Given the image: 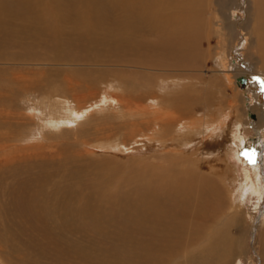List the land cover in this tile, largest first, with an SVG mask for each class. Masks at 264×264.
<instances>
[{"label":"rangeland","instance_id":"obj_1","mask_svg":"<svg viewBox=\"0 0 264 264\" xmlns=\"http://www.w3.org/2000/svg\"><path fill=\"white\" fill-rule=\"evenodd\" d=\"M34 1L0 0V10L6 14L12 34L8 39L0 32V59L22 56L13 59L20 64L6 66L19 70L25 77L15 87V96L0 81V99L6 93L14 96L13 102L0 105V264H127L134 254L135 239L152 252L161 235L169 234L164 229L170 228V221L182 218L177 215L175 204L167 200L163 208H156L166 209L162 220H138L145 207L141 204L143 194L136 191L177 176L185 169H196L212 177L223 200L229 201L227 181H223L227 174V180H233L232 197L241 185L242 195L238 196L239 208L230 206V200L222 205L221 215L234 210L237 214L248 213L259 207L263 212L259 219L264 221V194L255 191L264 187L256 170L260 161L257 135L262 131L233 126V120L224 133L207 137L205 146L197 145L194 154H188L190 163H176L170 157H162L172 152L171 147L148 139L151 130L144 125L145 118L133 114L136 108L130 100L131 66L121 60L111 62L117 48L131 46L132 0H96L100 2L96 4L97 12L85 4L76 7L80 0ZM210 7L213 17L214 6ZM211 35L209 40L200 41L202 55L192 68L198 78L170 77L159 88L162 93L191 84L193 96L206 97L192 112L191 121L195 122L204 117L216 118L222 107L226 110L229 103H239L235 88H242V99L247 93L243 90L246 86L235 87L233 78H225L233 60L223 58L228 53L223 38ZM240 54L235 59L237 66L244 64V54ZM261 76L259 86L263 92ZM51 95L69 99L47 110L49 119L70 118L71 124L61 126L68 129L62 133L61 129L49 126H44L43 131L41 121L29 117L40 110L32 109L33 106L38 107L41 99L47 101ZM77 103L86 108L81 110ZM124 103L129 106L121 108L119 104ZM147 109L141 112L146 113ZM196 142L197 138L191 142L193 147ZM260 170L262 173L263 169ZM100 184L104 188L99 189L103 192L99 195ZM133 195L135 206H141L134 210V219L122 206ZM102 210L108 215L95 225ZM220 213L212 216L205 230L225 237L236 236L232 228L239 227L230 225L227 233ZM246 220L251 222L248 214ZM193 223L200 229L199 221ZM246 228L243 225L239 229L242 238L249 234L251 247L253 235ZM180 245L184 243L180 241ZM186 247L177 248L170 263L163 260L165 253L155 250L154 254L160 259L159 264H193L191 254L195 250H190L191 244ZM252 257L258 261L255 253ZM234 264L248 263L241 258Z\"/></svg>","mask_w":264,"mask_h":264},{"label":"bare ground","instance_id":"obj_2","mask_svg":"<svg viewBox=\"0 0 264 264\" xmlns=\"http://www.w3.org/2000/svg\"><path fill=\"white\" fill-rule=\"evenodd\" d=\"M53 1L60 3L56 0ZM98 3L100 2L96 0H80L76 7H82L85 4L90 6L91 11L97 12L96 4ZM131 4L133 6L132 20L130 21L131 29H129V37L132 34V39L130 38L131 46L117 48L114 51L115 54L111 55V62L115 63V61L121 60L124 64L128 62V65L131 66L133 93L130 100L133 101L136 108V112L133 114L145 118L144 125L150 127L149 130H151L147 135L148 139H155L157 142L159 141L171 147L169 150L172 152L162 157H170L169 159L176 163H190L188 154H194L196 150L194 148H198L197 145L201 144L200 147H202L207 137H211L214 133L219 134L221 131L224 133L230 127L232 121L235 120L233 126L239 124L244 127L249 126L251 130L262 131V134L257 135L260 140L258 142L260 143L258 155L260 161L256 170L264 185V141H262L264 140V91L262 92L259 86L262 82L260 74L264 78V0H132ZM210 6H214L213 17H211ZM23 13H25L24 10ZM6 20V14L0 10V32L10 39L12 34ZM127 22H129L128 18ZM124 25L126 28L127 24L124 23ZM211 34L223 38V47L225 46L228 50L223 58L228 61L231 57L235 62L234 64L229 62L232 67L227 69L229 72L224 71L226 72L225 76L227 75L225 78L228 81L233 78L235 87L241 84L246 86L243 90L247 93L246 98L242 99L240 94L242 88H235L240 104L229 103L228 109L225 110L222 107L223 110H220L221 112L216 118L212 116L210 118L204 117L201 121L195 122L194 120L191 121L192 112L199 107V104L202 105L205 102L206 97H202L203 95L199 98L193 96L195 94L190 93L191 88H193L190 83V85H181L177 88V91L169 90L159 93V88L164 87V83L170 77L198 78V74L193 73L192 68L196 66L198 58L202 55L203 50L200 47V41L203 39L209 40ZM22 52L24 51L22 50ZM26 52L30 54V51L24 53L27 54ZM240 53L244 54V64H238L237 66L235 59L238 54L241 56ZM9 57L11 59H0V81L5 82L7 92H11L15 96V87L25 77L19 70L7 68L9 66L6 65L20 64L13 59H19L22 56L12 55ZM239 78H244L245 85L239 81ZM6 94L3 99H0L1 106L14 100L13 95ZM55 97L51 95L49 99L52 100L48 99L47 101L41 99L38 102V107L33 106L32 108L40 110L36 113H30L29 117L41 121L42 129L44 126H49L61 129L59 133H62L61 131L68 129L61 126L71 124L70 118L49 119L47 110L69 102V99L59 95ZM233 101L234 99H231V102ZM143 102L147 103L142 105ZM119 106L125 108L129 105L124 103L119 104ZM64 107L66 110L69 108ZM77 107L81 110L86 108L80 103H77ZM144 108H148L146 113L141 112ZM82 122H78V124ZM198 123L201 124L199 127H197ZM152 131L156 136L152 135ZM196 135L197 142L193 147L191 142L193 143L196 140ZM33 136L32 138L35 137ZM194 159L192 160L194 161ZM260 169H263L262 173L259 172ZM226 175H223V181H227L225 190L229 194L227 198L232 200L230 206H234L235 209L239 208L240 198L238 196L242 195L240 194L242 185L239 186L240 189L232 197L233 180L228 181ZM244 185H248L246 181H244ZM218 187V184L209 175L196 169H185L180 171L177 176L171 175L162 182L156 181L144 189L139 188L136 194H143L141 204L144 205L145 210L138 220L149 219L152 222L162 220L166 209L156 208H163L165 203H168L167 200H171L175 204L177 215L182 220L179 218L177 222L170 221L171 224H168L170 228L164 229V232L169 231V234L159 237L160 239L154 243L156 247H153L152 252L145 248L144 243L142 244L140 240L135 239L133 241L134 254L127 264H154L156 262L159 264L161 261L155 256V250L160 251L162 254L165 253L163 260L170 263V259L176 256L177 248L187 249L186 246L190 244V250H195L191 254L193 264H234L235 261L241 258L245 259L248 264H264V221L261 223L259 219L260 215L262 217L263 212L259 207H254L253 211L250 210L248 213L237 214V211L234 210L230 214L223 213L221 215L222 205L229 204L230 200H223ZM101 188H104V186L100 184L98 186L99 195L103 193L99 190ZM119 188L117 187V189ZM255 191L257 194L263 195L264 187L261 189V186H259L258 189L255 188ZM243 193L246 192L243 190ZM245 195L247 196V194ZM132 198L123 201L125 204L122 206L127 210L129 218L134 219L136 217L134 210L141 206H135L136 195H133ZM254 212L258 213V216ZM219 213V217L224 218L223 222L226 225L227 233L230 225L238 226L241 229L245 225L247 227L246 232L247 229H250L249 231L253 235L251 247L248 245L249 234L242 238L239 228L238 230L235 229L236 227L232 228L236 230L237 234L228 237L218 235L214 231L205 230L208 221L213 220L212 216H217ZM246 214L250 217L251 222L246 220ZM107 215L106 210L99 212L98 217L95 219L97 222L95 225L104 221ZM147 215L150 217L147 218ZM262 219H264V216ZM194 221H199L200 229L197 228L196 223H193ZM180 241L184 243V246L180 245ZM253 253L258 257V261L252 257Z\"/></svg>","mask_w":264,"mask_h":264},{"label":"water","instance_id":"obj_3","mask_svg":"<svg viewBox=\"0 0 264 264\" xmlns=\"http://www.w3.org/2000/svg\"><path fill=\"white\" fill-rule=\"evenodd\" d=\"M239 81L244 84L245 80L244 78H239Z\"/></svg>","mask_w":264,"mask_h":264}]
</instances>
